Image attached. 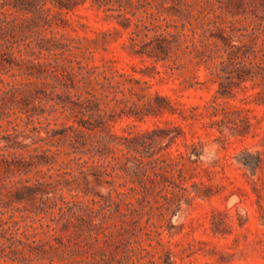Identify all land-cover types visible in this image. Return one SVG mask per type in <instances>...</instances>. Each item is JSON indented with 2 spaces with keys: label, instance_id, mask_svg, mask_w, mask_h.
I'll list each match as a JSON object with an SVG mask.
<instances>
[{
  "label": "rangeland",
  "instance_id": "rangeland-1",
  "mask_svg": "<svg viewBox=\"0 0 264 264\" xmlns=\"http://www.w3.org/2000/svg\"><path fill=\"white\" fill-rule=\"evenodd\" d=\"M67 4L0 0V125L17 123L23 152L41 162L0 177V264H17L32 219L45 258L21 264H163L167 251L170 264H264V85L260 76L239 82L229 68L219 79V59H207L220 35L255 43L249 58L259 57L264 0ZM158 35L173 41L166 55L156 53ZM84 99L91 109L74 116L68 101ZM69 126L103 155L71 154ZM21 135L0 139V176L2 154L14 150L6 145ZM73 157L86 161L85 179ZM105 165L110 175L96 180ZM19 178L38 179L42 200L55 187L70 201L68 220L59 201L38 203L45 212L35 214L13 199Z\"/></svg>",
  "mask_w": 264,
  "mask_h": 264
},
{
  "label": "trees",
  "instance_id": "trees-1",
  "mask_svg": "<svg viewBox=\"0 0 264 264\" xmlns=\"http://www.w3.org/2000/svg\"><path fill=\"white\" fill-rule=\"evenodd\" d=\"M67 1V5L68 7H72L75 5H78L80 3H83L85 0H66ZM71 5V6H70ZM220 39V43L217 46L216 50L213 53H209V55L207 56L208 60H215V59H219L217 63L214 62L213 67L211 68V73L215 76L218 77L219 79H221V75L219 73V71H224L226 72V68L231 69L229 73H232V75H234V78H236L239 82L240 81H244L246 79H253L254 77L260 76L262 79V85H264V49L259 48V52L260 55L259 57L255 60L250 59V53L252 51H250V48H252V46L255 44L253 43L252 46L249 45L248 48H243L242 46H235V44H231L230 40L228 37L219 36ZM156 43H155V50L157 55H166L169 53L170 51V45L171 43H173V41L171 40H167L165 37H161V35H158L156 38ZM140 53V52H137ZM208 60H202L206 67H209V65H207ZM219 85H220V93L223 94L224 93V87L222 85V81H218ZM2 105L4 104V99H0ZM67 109H69V111L71 113L74 114V116H77L78 114H83V112L90 110V106H89V100L88 99H84V100H79L77 102L70 100L68 101V105ZM11 114H7L6 113V117H10ZM32 116V114H27V122H30V117ZM99 118H101L100 115H98ZM8 126L7 127H2L0 125V133H3L0 137V139H9V138H16L18 136H20L21 132L17 130V123L14 124L13 120L8 119L7 120ZM76 123L78 124V126L80 127H86L84 126V121L81 117H78L76 120ZM88 129H91V127L87 126ZM68 129H70V134H66L64 135V137H66L64 140L69 141V144L72 148V150L70 151V153L72 154H90V157H93L94 155H98L99 157H101L103 155L102 152H100V150H98V144H90L89 146L86 145V141L85 138H83L84 133L81 129H76L73 128L72 126H69ZM9 130H12L13 132H9ZM22 140L19 142H13L9 145H6L8 147L13 148V152H10L7 155H3V161L5 162V167L2 170V174H1V178L3 180H5V178H7L8 173L9 172H15L18 175H26L28 174L32 167H34L35 164L41 163L39 161H34L33 157L31 154H28L27 152H23L25 151L24 149L27 148L29 146V144L24 143L25 139L27 136L21 135ZM106 140L102 139V145H106ZM129 149H134L129 147ZM38 150L37 148H34L33 151ZM69 153V154H70ZM80 157H73L72 160H75V164L79 169V173L80 175H82V178H86L87 174L84 171L83 167L86 164V161L84 162H79ZM150 169L152 170V172L154 173V175L157 173L156 169L154 166H151ZM139 174H141L142 176H145L147 174V170L144 168L143 170H139L138 171ZM96 180H98L102 175H110L107 169V165H105V168L102 171H95L92 174ZM33 180L31 178H26V179H22L19 178L17 179L15 182H13V190L10 193V196L13 197V199L17 200L18 202H30V204L33 207V210H29L32 213L35 214H39V213H44L45 210H43L41 207L42 206H38V203L44 205L46 203V200L51 199L52 201H59L61 202L60 204L62 205L59 209H60V216L61 218L68 220V218L66 217L67 212L71 211L72 208L68 206L69 202L68 200H66L61 194L56 196V188L53 187L52 191L50 192L51 195L50 196H46L45 200L41 199V196L44 195V190L42 188V183L39 182L38 179H34V184H29L30 182H32ZM77 181V177H73V179L70 182H75ZM107 183L110 185V181H107ZM74 189V188H71ZM70 189V190H71ZM89 191L85 190L84 194L88 193ZM109 192H110V188H109ZM47 193V192H46ZM38 194L40 195L39 198H37ZM109 194V193H108ZM94 195L99 196L103 202L108 199L109 197H103L101 194H99L98 192H94ZM75 197V195H72V198ZM73 202H79L78 200H73ZM177 205V203L175 204ZM80 208H74L73 212H79ZM174 213V212H173ZM94 216H91L89 218L90 222L93 221ZM41 219V218H40ZM40 219L38 221H40ZM32 224L34 222H36L34 219L31 220ZM32 224L28 225V228H31V231H29V229H24V241L21 240H17L18 245L21 247V249H17L18 253L20 254V256H18L17 259V264H21L24 263V261L26 260H32L34 258L36 259H43L45 258V256L42 255V250H39L40 248L37 247L38 245H36V240L33 239L35 236V230L37 229V227L32 226ZM39 226H42V223L39 222ZM47 227V231H53V235L57 232V228L55 227H51L49 224H46ZM60 230V229H59ZM27 247L29 254L27 256H24V250L23 248ZM171 253L169 251H167L166 256L167 259L164 261L163 264H170L168 257H170ZM49 263L47 264H52L51 263V259L49 258ZM70 262L64 263V264H68Z\"/></svg>",
  "mask_w": 264,
  "mask_h": 264
}]
</instances>
